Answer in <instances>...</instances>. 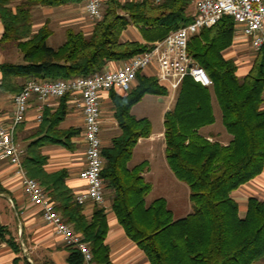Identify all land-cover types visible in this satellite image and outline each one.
Instances as JSON below:
<instances>
[{
    "label": "trees",
    "instance_id": "1",
    "mask_svg": "<svg viewBox=\"0 0 264 264\" xmlns=\"http://www.w3.org/2000/svg\"><path fill=\"white\" fill-rule=\"evenodd\" d=\"M192 1L108 0L90 34L68 27L64 42L52 47L47 40L53 30L47 21L36 32L32 30L33 8L83 4L86 0H0L4 26L0 44L16 47L23 60L0 64L2 91L13 95L30 78L69 80L102 71L110 62L126 61L190 23L193 17L188 7ZM130 24L139 28L146 42L122 39ZM236 31L234 18L225 15L190 37L189 54L205 69L213 85L203 86L185 77L173 106L164 115L166 161L190 190L192 211L184 217L175 219L164 197L148 203L146 196L152 185L142 176L146 164L128 165L138 139L151 135L150 121L136 118L131 113L133 105L146 94L166 96L167 90L154 77L138 72L137 83L127 95L112 93L114 118L121 132L102 148V177L118 222L150 264H255L264 257V200L249 197L242 216L233 197L235 190L264 169V47L256 51L250 71L239 77L235 61L223 56ZM69 98V94L61 97L54 112H43L38 136L27 146L23 166L48 191L64 220L81 234L91 250V263L114 264L106 242L107 208L95 204L88 217L84 204L76 201L66 184L68 171L47 172L44 168L48 157L41 151L43 145L75 148L71 138L79 129L59 128ZM214 100L231 136L227 143L208 139L200 131L215 121ZM4 231L0 226V236L4 237ZM6 240L19 251L12 238ZM68 248V264H85L78 248ZM21 260L16 258L15 264Z\"/></svg>",
    "mask_w": 264,
    "mask_h": 264
},
{
    "label": "crops",
    "instance_id": "2",
    "mask_svg": "<svg viewBox=\"0 0 264 264\" xmlns=\"http://www.w3.org/2000/svg\"><path fill=\"white\" fill-rule=\"evenodd\" d=\"M194 10L195 0H193L192 6L191 4L189 5L188 12L192 15ZM35 25L36 24L33 23V32H36L43 24L41 23L36 26ZM86 26L87 28H80V30H83L86 34H90L93 29V24ZM51 29L54 33V29ZM3 32L4 26L0 19V39ZM122 39L146 42L139 28L133 24L128 25L123 31ZM250 51L255 50L250 45V41L241 34L240 28H237L233 43L223 51V56L226 59H232L235 61L237 64V75L239 77L245 76L252 68L257 52L251 53ZM15 54L16 57L20 59V52L16 47L0 44V64L10 59V56ZM121 63L122 62H110L109 66L111 68H116ZM145 73L146 72L143 74ZM147 74H149V70H147ZM130 91L124 92L120 89H111L109 91H104L101 94L103 110L101 138L103 141V147L110 145L112 138L118 136L121 132L113 115L114 110L109 108L111 107V104L113 105L112 93L115 92L124 96ZM159 97L161 101H164V98H168L171 106V104L174 103L176 95L171 97L170 94L167 93L166 96ZM59 105L60 98H49L45 102H40L36 98H32L30 100L26 119L17 127L15 134V139L19 145L24 148L25 155L27 153V146L29 142L35 140L38 136L36 132L39 130V126L42 121V119H39V115L42 114L43 118V112L46 109L54 112ZM134 106L135 105H133L131 109L132 114ZM170 106H167L165 110L167 111L170 109ZM213 106L215 113L214 123L202 127L200 131L208 139H219L223 143H227L231 138L227 132L222 130L220 127L215 129L211 128L218 121L219 111L218 104L215 100L213 101ZM13 109L14 105L12 101V94L2 91L0 93V120L3 123H8L10 121ZM145 117L146 116H141L136 118ZM112 121H114L118 127L115 129H108V127L110 128L113 126V124H111L113 123ZM84 127V117L81 110L77 108L74 103L68 100V111L65 118L59 124V128L79 129V133L71 138L75 148L68 149L59 144H46L41 147L42 153L48 157L47 163L44 166L45 170L47 172H55L61 169H66L68 171L66 184L72 189L75 195L86 189V183L80 177V172L84 169L86 164ZM159 136H161L159 141H162L163 155V152L165 154L166 146L164 130L159 133ZM156 141L157 139L153 133L149 137H140L134 147L132 158L128 163L129 167H134L144 162L146 166L142 171V176L146 181H149L151 185L153 179L160 178V175L155 173L153 168L155 159L157 158L156 155H154V150H156ZM156 165L157 171H165L164 166H162L163 161L161 159L156 163ZM251 196L264 200V169L255 178L241 185L233 192V197L239 202L240 214L242 216L246 213L247 201ZM94 205L95 204L90 200H87L84 203V213L88 217L92 215ZM103 205L107 208L109 231L106 242L110 247V257L113 263L150 264L145 253L126 235L123 227L118 222V219L112 210V201L107 195L106 189L105 202ZM0 226L5 227L4 237L0 236V264H15L16 258H22L19 264H24L25 261L27 264H68L67 258L70 254L68 246H66L61 238L56 234L54 227L42 218L40 208L30 202L22 183V176L17 173L15 166L7 159L1 157ZM7 238H12L14 240L19 248L18 252L15 251V249L7 242Z\"/></svg>",
    "mask_w": 264,
    "mask_h": 264
},
{
    "label": "built area",
    "instance_id": "3",
    "mask_svg": "<svg viewBox=\"0 0 264 264\" xmlns=\"http://www.w3.org/2000/svg\"><path fill=\"white\" fill-rule=\"evenodd\" d=\"M108 0H86L84 11L93 24L103 16ZM161 3L163 0H151ZM234 18L236 28L250 41L255 51L264 47V0H195L193 20L167 36L151 43L150 48L123 61L118 67L109 64L88 76H77L69 80L28 79L23 88L12 95L13 114L8 123L0 120V157L7 159L22 176V183L32 204L41 210L42 218L51 224L66 246L78 248L85 264L92 261V253L80 233L67 223L57 210L55 202L40 182L30 177L23 166L25 150L15 139L17 127L26 119L30 100L45 102L49 98L70 95L69 101L79 108L84 117L85 167L80 177L86 189L75 195L78 203L90 200L94 204L105 202V182L102 170L105 159L102 155V100L101 94L111 89L128 92L135 85L138 72H146L165 88L171 97L176 95L183 79L187 76L203 86L210 87L213 81L205 69L189 54L188 41L204 28H210L223 16ZM149 70V74H147ZM2 79L0 78V93ZM42 108V107H40ZM42 119V114L39 115Z\"/></svg>",
    "mask_w": 264,
    "mask_h": 264
},
{
    "label": "rangeland",
    "instance_id": "4",
    "mask_svg": "<svg viewBox=\"0 0 264 264\" xmlns=\"http://www.w3.org/2000/svg\"><path fill=\"white\" fill-rule=\"evenodd\" d=\"M121 1L124 2L125 0H121ZM84 4L85 3L68 4L56 8L37 6L33 8L32 21L36 25L41 23L43 24L44 22L47 21L49 23L50 28L54 29V33L48 38L47 43L49 46L58 47L64 42L65 39L64 32L66 28L72 27L76 30H79L80 28H87L86 25L92 24L84 11ZM192 5H193V1L191 3V6ZM250 52L255 53L256 51H250ZM19 58L20 59H18L15 54V55H11L10 59L6 61L13 63H21L23 61L21 53ZM136 83L137 80L135 84ZM172 104L170 106L168 98H164V101H161L159 96H155L153 94H149V95L146 94L140 99V101L137 104H135L133 109V114L136 117H141V116L147 117V119L150 121L151 134L153 133L155 135V138L157 139L156 147H155L156 150H154L155 152L154 155H156L157 158L155 159V164L153 165V168L155 173L160 175V178L152 180V189L147 195L146 200L148 203H150L151 201H153L158 197H164L167 200L168 207L173 212L174 218L178 219L184 217L185 215H187L189 212L192 211V204L189 199L190 190L188 185L183 181H180L171 171L166 161V156L164 152L162 155V151H163L162 148L163 146L161 144L162 141H159L161 139L159 133L164 130V115L166 111L165 109L167 106L172 107L173 106ZM109 108L114 110L112 104L111 107ZM218 110H219L218 121L211 128L215 129L220 127L222 130L226 132L225 127L223 126L221 120V111L220 109ZM112 122L113 123L111 124H113L112 126L113 128L108 127V129H115L116 127H118L116 123H114V121ZM160 159L163 161L162 166H164L165 168L164 172L163 171L159 172L156 169L157 166L156 163L159 162ZM255 264H264V257Z\"/></svg>",
    "mask_w": 264,
    "mask_h": 264
}]
</instances>
